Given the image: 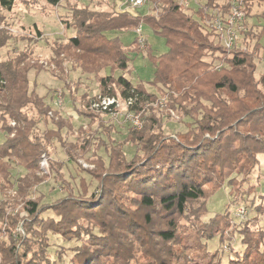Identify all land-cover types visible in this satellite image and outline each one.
Instances as JSON below:
<instances>
[{
	"label": "trees",
	"instance_id": "16d2710c",
	"mask_svg": "<svg viewBox=\"0 0 264 264\" xmlns=\"http://www.w3.org/2000/svg\"><path fill=\"white\" fill-rule=\"evenodd\" d=\"M33 1L57 7L65 0ZM178 1L149 0L142 7L144 13L140 8L108 11L67 4L70 13L62 21L75 34L55 45L51 62L65 73L67 59L72 71L94 76L99 97L132 99L130 110L143 112L159 96L125 76L131 48L108 33L136 35L137 26H146L165 39L168 48L154 57L148 41L141 48L136 36L133 51L145 50L155 66L148 84L167 98V108L191 119L186 132L166 135L157 116L145 112L143 127L129 130L126 142L136 152L128 158L124 145L112 137L115 125L91 108L88 93L78 97L76 114L91 125L99 124L97 133L106 136L97 137L96 148H103L108 160L95 155L89 162L92 169L80 165L97 182V194L89 195L85 179L80 182L81 192L75 193L62 171L64 163L50 158V174L67 194L52 203H43L42 195L31 198L30 192L45 181L35 172L40 171L43 156H51L52 140L60 142L69 160L78 164L92 147L89 142L78 147L64 140L61 133L70 130L68 122L32 87L30 73L40 70L29 59L33 50L27 47L6 59L0 54V131L6 133L0 143V173L6 181L0 185V223H6L8 235L0 246L2 264H61L51 257L48 234L80 242L71 249L70 264H224L227 233L241 236L228 264H264L263 198L256 216L240 227L232 228L229 208L209 222L202 219L208 213L207 200L225 184L246 197L256 191L254 186L243 187L260 164L258 156L264 155V72L255 76L258 62L264 60L260 44L264 25L253 22L264 20V8L253 14L256 0H241L247 31L242 33V45L227 51L206 27L205 10L228 13L234 0H196V12L183 9ZM15 3L0 0V25L2 13L11 12ZM12 39L9 31L0 29V50ZM56 77L75 103L80 83L69 84L66 74L65 80ZM40 123L45 127L52 123L56 129L37 134ZM15 167L25 174L13 180ZM9 188L22 198L26 219L15 210L8 212L4 192ZM48 212L53 216L43 218ZM21 222L25 236L16 233ZM215 238L220 247L212 251L209 246ZM63 253L65 248L59 257Z\"/></svg>",
	"mask_w": 264,
	"mask_h": 264
},
{
	"label": "rangeland",
	"instance_id": "374dc122",
	"mask_svg": "<svg viewBox=\"0 0 264 264\" xmlns=\"http://www.w3.org/2000/svg\"><path fill=\"white\" fill-rule=\"evenodd\" d=\"M123 1L124 0H65L59 6L52 7L44 1L35 2L33 0H16L14 8L11 12L2 13L4 20L1 22L0 29L7 30L13 35L11 44L0 50L2 58L6 59L8 57H14L25 48L30 47L33 50V54L29 57V59L32 63L37 64V66H35L37 69H40L37 74L34 71L30 73L32 87L36 88V91L40 96H45L47 103L51 102L54 110H58V96L63 93V105L59 114L65 119V121L68 122L69 125L66 123V126H70V130L65 128L61 133L64 140H66V143L76 144L78 147H81L82 145L88 146L87 142H89L92 147L87 154L80 157L78 164L69 160V157L65 153L60 142L52 140L51 156H43L40 171L35 172L37 176L44 178L45 181L42 182L35 190L30 192V196L33 199L42 195L44 197L43 203H52L67 194L63 191V186L55 181L54 175L50 174L52 172V168L49 164L50 158L64 163L62 171L64 172L66 179L72 184L75 193L79 194L81 192V179H85L87 181L90 190L89 195L93 192L96 194L98 193L96 190L97 182L92 180L91 177L82 170V167L92 169L93 166L89 164V162L96 157L95 155L102 156L106 161L108 160V154L104 151V149L102 148L97 150L96 148L97 137L102 136V138L106 139V136L104 132L103 134L97 133V131L100 130L98 128L99 124L91 125L89 120L79 117L74 110V106H79L80 99H78V97L84 93H88V96L91 100L93 99V101L94 99H99V85L94 79V76L84 75L80 72V70L72 71L67 59L64 60V55H62L61 58L64 60L63 68L65 69V73L57 67L56 63L51 62V60L54 55L55 45H63L67 38H70L75 34L73 29H65V24L62 21V17L70 13L67 8V4L89 6L91 9L97 8L100 10L112 11L121 10L118 8V5H120ZM198 8V5L191 0L190 9L196 12L198 11ZM263 8L264 2L256 0L252 13H259ZM122 10H124V7ZM138 11L140 13H144L145 9L140 8ZM1 12L2 10L0 9V13ZM253 20L254 23L260 26L264 25V20L262 19L257 20V18H254ZM38 32H41V34L39 35ZM143 32L146 40L148 41V46L152 50V56L159 57L167 52L168 48L165 39L154 34L146 26L143 27ZM108 37H119L124 47L131 48L129 52L131 68L129 67V70L124 73L125 76L132 80L134 84H146V88L149 92L156 93L159 96V101L157 103L153 105L148 104L144 108V111L141 113V117L143 118L145 112L148 115H156L160 120L162 130H164L166 135H176L177 133L186 132L191 119L183 117L179 111L176 112L167 108V98L164 97L162 92L157 91L154 87L148 84L154 79L155 66L152 63L151 58L146 54V52H144L145 50L141 52L133 51L132 45L136 40V35L132 31H129L108 33ZM30 38H33L31 39L33 42L30 41ZM260 44L262 47V55H264V37H262ZM210 60L212 61L211 58H205V61ZM263 61L261 60V62H258L255 74L256 78L264 72ZM65 74L67 75L66 79L69 81V84L73 85L76 82H79L81 85L76 94L77 99L75 103L73 98L68 96V91L66 86H64V83L56 77L59 75L62 78ZM102 74L104 73L102 72ZM62 79L65 80L64 78ZM118 103L119 104L116 109L113 110L116 111V113H102V117L107 124L113 123L115 125L112 137L116 140V142H120L124 145L127 157L131 158L135 155L136 148L132 144L126 142V139L129 130L133 129V127L123 117L128 110L126 108V104H124L121 98L118 99ZM161 103H163V106ZM11 125L15 126V122H11ZM46 128L56 129L52 123H50L47 127L40 123L36 128L37 134H42ZM5 137L6 133L0 131V143L3 142ZM44 158L48 161V168L42 165L44 163ZM258 158L260 161L259 166L247 178L243 187L245 190V188L254 186L256 191L253 192L251 196L246 197L241 195L240 191L237 193L234 188L225 184L223 188L217 190L207 200L208 213L202 218L204 222H209L216 214L224 213L227 208H229L232 213V228L240 227L241 222L253 219L256 216V206L260 204L262 198L264 200V197H262L264 196V155H259ZM12 174L14 178L13 180H15L16 178L23 176L25 171H23L21 167H15ZM238 178L241 179L242 177ZM5 182L4 175L0 173V185L3 186ZM4 195L6 196L8 205L10 204L8 212L15 210V212L20 213L21 219H26L27 213L21 208L22 198H18L16 190L9 188L4 192ZM242 206L246 209L247 216L241 221L236 217V212L239 208H242ZM42 216L43 218H48L53 215L51 212H48ZM261 225L264 227V215L261 218ZM20 226H22V222L17 227L16 233H20L25 236V232ZM7 238L6 223H0V246L2 241H7ZM48 238L50 241L49 251L51 253V257L55 259L59 258V262L61 264H70L73 258V252L71 249L79 245L80 242L76 240L66 242L58 237H54V235L51 234H48ZM227 238V244L223 249L224 264H228L229 260L234 255L233 250L239 249L241 236L239 233L234 236L231 235V233H227ZM209 247L212 251L220 247V243L217 238L210 242ZM63 248H65V253L59 257L61 249ZM2 260V255L0 253V264H2Z\"/></svg>",
	"mask_w": 264,
	"mask_h": 264
},
{
	"label": "built area",
	"instance_id": "2783aa9c",
	"mask_svg": "<svg viewBox=\"0 0 264 264\" xmlns=\"http://www.w3.org/2000/svg\"><path fill=\"white\" fill-rule=\"evenodd\" d=\"M149 0H124L119 9L121 11L127 10L129 8H142ZM197 5L198 2L193 0ZM179 5L185 9L189 10L191 5V0H179ZM199 6V5H198ZM124 7V10L122 8ZM205 13L208 14V18L206 19V27L211 30L217 40L223 45V47L227 51H232L235 48H238L242 45V33L247 31V26L244 23L245 20V11L244 4L241 0H234L231 4L230 10L228 13L222 12L221 9L215 10H205ZM136 33L137 40L141 45V48H145L146 46V37L143 32V25H139L134 29ZM57 106L58 111L62 108L63 99L62 94L58 96ZM126 104V108L128 109L124 114V119L131 124V126L140 130L143 127V119L141 117L142 112H135L130 110V107L133 105V100L129 99L127 101H123ZM118 99L114 97H100L98 100H94L91 103V108L99 111L101 113L111 114L116 113L113 111L118 106ZM163 106V103H161ZM44 163L42 164L44 167L48 168V161L44 158ZM247 216L246 209L242 206L236 212V217L238 220H243Z\"/></svg>",
	"mask_w": 264,
	"mask_h": 264
},
{
	"label": "crops",
	"instance_id": "0c3cea01",
	"mask_svg": "<svg viewBox=\"0 0 264 264\" xmlns=\"http://www.w3.org/2000/svg\"><path fill=\"white\" fill-rule=\"evenodd\" d=\"M119 7V6H118Z\"/></svg>",
	"mask_w": 264,
	"mask_h": 264
}]
</instances>
